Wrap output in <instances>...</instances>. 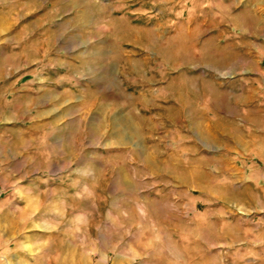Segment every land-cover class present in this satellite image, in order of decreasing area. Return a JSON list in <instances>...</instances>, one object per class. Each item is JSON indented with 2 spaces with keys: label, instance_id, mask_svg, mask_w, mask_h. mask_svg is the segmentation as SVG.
I'll list each match as a JSON object with an SVG mask.
<instances>
[{
  "label": "rangeland",
  "instance_id": "374dc122",
  "mask_svg": "<svg viewBox=\"0 0 264 264\" xmlns=\"http://www.w3.org/2000/svg\"><path fill=\"white\" fill-rule=\"evenodd\" d=\"M0 264H264V0H0Z\"/></svg>",
  "mask_w": 264,
  "mask_h": 264
}]
</instances>
